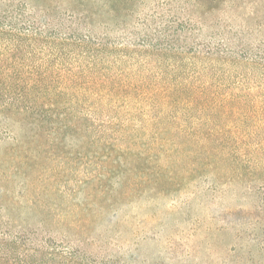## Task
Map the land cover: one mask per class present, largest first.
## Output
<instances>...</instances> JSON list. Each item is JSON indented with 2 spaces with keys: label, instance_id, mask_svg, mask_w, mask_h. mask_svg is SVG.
Instances as JSON below:
<instances>
[{
  "label": "trees",
  "instance_id": "trees-1",
  "mask_svg": "<svg viewBox=\"0 0 264 264\" xmlns=\"http://www.w3.org/2000/svg\"><path fill=\"white\" fill-rule=\"evenodd\" d=\"M173 1L175 13L151 23L157 0H0V264H120L56 238L38 201L52 197L49 173L68 174L62 198L73 186L86 194L81 208L69 196L57 209L88 215L179 190L182 178L264 195V150L235 130L264 109L222 93L209 68L148 64L166 55L264 70V39L236 22L240 0ZM133 56L141 70L126 68ZM187 112L219 128L171 130Z\"/></svg>",
  "mask_w": 264,
  "mask_h": 264
},
{
  "label": "rangeland",
  "instance_id": "rangeland-1",
  "mask_svg": "<svg viewBox=\"0 0 264 264\" xmlns=\"http://www.w3.org/2000/svg\"><path fill=\"white\" fill-rule=\"evenodd\" d=\"M176 6L173 0H157L149 11L151 23L158 20V13L167 16L175 13ZM238 10L236 22L248 28L250 39H264V0H240ZM133 57L126 68L141 70L143 58ZM153 59L156 62L149 60V66H161L166 71L179 66V71L188 70V75L194 66L209 68L214 75L212 80L221 85L222 93L247 96L248 99L241 101L248 100L264 109L263 69L222 60L208 63L166 55H155ZM198 116L189 118V112L180 115L171 130L189 133V130L219 128ZM235 130L249 136L247 141L252 149L264 150L263 116H256L249 124L237 125ZM187 167L188 163L183 165V169ZM45 178L46 191H51L52 197L48 204L41 197L38 201L42 205L39 207L49 213L47 223L53 234L58 232L56 238L60 240L63 234L68 238L66 241L87 252L89 258L109 257L120 264H264V195L246 190L243 184L203 181L189 186V180L182 178L172 185L179 190L159 192L154 197L147 191L139 201L88 215L86 210L69 213L57 209L56 205L62 209L68 207L69 196L74 199L73 207L81 208L86 196L78 186H73L75 193L62 198L59 188L64 187L67 173L66 177L49 173ZM89 207L96 210L92 202ZM72 219H80L81 226L86 228L71 223Z\"/></svg>",
  "mask_w": 264,
  "mask_h": 264
}]
</instances>
